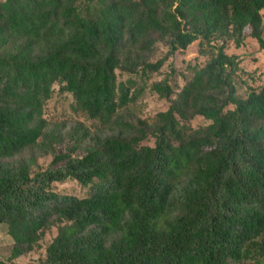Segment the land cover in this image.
<instances>
[{
    "label": "trees",
    "instance_id": "16d2710c",
    "mask_svg": "<svg viewBox=\"0 0 264 264\" xmlns=\"http://www.w3.org/2000/svg\"><path fill=\"white\" fill-rule=\"evenodd\" d=\"M263 13L264 0H0L9 259L57 226L39 264H264V83L242 96L227 52L264 51ZM195 42L203 62L152 82ZM55 86L92 126L46 118ZM147 92L167 108L142 116ZM68 181L87 194L55 188Z\"/></svg>",
    "mask_w": 264,
    "mask_h": 264
},
{
    "label": "rangeland",
    "instance_id": "374dc122",
    "mask_svg": "<svg viewBox=\"0 0 264 264\" xmlns=\"http://www.w3.org/2000/svg\"><path fill=\"white\" fill-rule=\"evenodd\" d=\"M264 16V13H263ZM197 43H193L186 51L177 54L173 58H169L164 67L159 73H157L153 81H159L165 78L166 73L171 68H179L182 70L185 68L188 62H203L204 57L198 53ZM165 49L160 53L164 54ZM229 54H236L240 60L242 72L237 77L238 88L242 96H246L251 87L264 83V51L259 48L258 43L254 39H249L246 42L245 47L235 48L230 46L227 50ZM181 80L179 79V83ZM74 99L72 94L64 91H60L58 86H55V91L52 98L46 103L45 116L50 121L54 122H66L68 127L82 122L87 126H92V122L81 114L74 112L72 105ZM138 111L144 116H153L159 111L165 110L168 106V102L159 98L157 95L147 92L138 102ZM68 145L63 143L58 147V154L64 153ZM54 157L49 155L39 160L38 169H46L51 166ZM55 188L58 191L73 194L79 197L85 196L87 190L82 188L75 181H68L64 184H55ZM58 234V227L53 226L45 231L44 238L41 241V246L35 248L28 254L21 256L20 258L11 261L9 259L12 252V244L10 238L6 233L0 229V264H39L42 259L46 257V249L52 243L54 238ZM247 264V263H240Z\"/></svg>",
    "mask_w": 264,
    "mask_h": 264
}]
</instances>
